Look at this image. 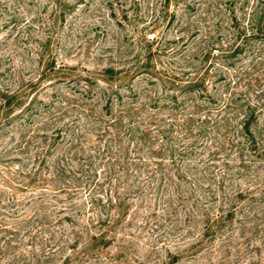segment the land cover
Segmentation results:
<instances>
[{"label": "trees", "instance_id": "trees-1", "mask_svg": "<svg viewBox=\"0 0 264 264\" xmlns=\"http://www.w3.org/2000/svg\"><path fill=\"white\" fill-rule=\"evenodd\" d=\"M257 2L229 16L230 47L249 59L254 88L244 95L212 92L205 59L185 55L184 35L144 37L122 64L81 74L56 66L50 26L47 56L35 52L46 64L29 80L32 91L47 81L49 95L25 101L22 87L0 94V126L18 125L0 140V264L111 262L120 218H148L159 204L169 214L182 206L202 230L192 251L231 226L238 203L234 230L260 234L264 244V0ZM53 4L57 22L64 10Z\"/></svg>", "mask_w": 264, "mask_h": 264}, {"label": "rangeland", "instance_id": "rangeland-1", "mask_svg": "<svg viewBox=\"0 0 264 264\" xmlns=\"http://www.w3.org/2000/svg\"><path fill=\"white\" fill-rule=\"evenodd\" d=\"M257 1L60 0L64 17L59 16L56 22L53 0L19 3L5 0L0 3V94L7 88L22 87L27 93L25 101L35 93L49 95L51 89L45 85L47 81L32 91L29 80L46 64L35 52L47 56L46 36L54 24L57 32L53 34L54 43L50 48L58 67L67 64L73 72L85 69L81 74H86V70L97 74L98 69L111 66V62L122 64L131 58L144 37L151 40L163 31L168 38L181 34L188 39L185 55L197 52L199 60L204 57L212 92L223 96L241 92L244 95L254 88L249 86L250 78L247 79L249 59L242 53H233L230 47L229 16L231 11L241 15ZM185 27L198 30V35H185L181 31ZM204 34L207 40L203 42ZM257 72L264 84V70ZM17 126L15 121L13 125L10 122L0 126V140H10L11 132L18 131ZM262 127L264 112L260 115L258 130ZM237 205L236 220L231 226L204 237L193 251L191 242L202 230L194 225L182 206L169 214L161 204L156 205L155 212L148 218L140 212L133 215L132 211L131 215L120 218L111 230L115 238L108 248L111 262L99 258L73 264L98 261L107 264H264L260 234L246 233L243 238L234 230L243 214L238 212L243 203ZM175 252L182 254L178 261L172 259Z\"/></svg>", "mask_w": 264, "mask_h": 264}]
</instances>
